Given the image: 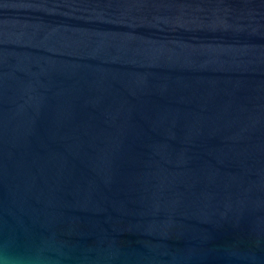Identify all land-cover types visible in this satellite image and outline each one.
Masks as SVG:
<instances>
[{"label": "water", "instance_id": "95a60500", "mask_svg": "<svg viewBox=\"0 0 264 264\" xmlns=\"http://www.w3.org/2000/svg\"><path fill=\"white\" fill-rule=\"evenodd\" d=\"M0 264H264V0H0Z\"/></svg>", "mask_w": 264, "mask_h": 264}]
</instances>
